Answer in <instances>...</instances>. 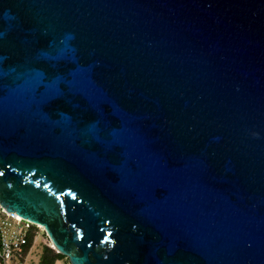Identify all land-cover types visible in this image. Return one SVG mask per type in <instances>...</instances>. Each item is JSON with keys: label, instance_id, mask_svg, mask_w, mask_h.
Returning <instances> with one entry per match:
<instances>
[{"label": "water", "instance_id": "obj_1", "mask_svg": "<svg viewBox=\"0 0 264 264\" xmlns=\"http://www.w3.org/2000/svg\"><path fill=\"white\" fill-rule=\"evenodd\" d=\"M0 205L71 264H264V0H0Z\"/></svg>", "mask_w": 264, "mask_h": 264}, {"label": "built area", "instance_id": "obj_2", "mask_svg": "<svg viewBox=\"0 0 264 264\" xmlns=\"http://www.w3.org/2000/svg\"><path fill=\"white\" fill-rule=\"evenodd\" d=\"M52 244L43 226L0 205V264H44V248L60 254ZM50 264L71 262L64 256Z\"/></svg>", "mask_w": 264, "mask_h": 264}, {"label": "trees", "instance_id": "obj_3", "mask_svg": "<svg viewBox=\"0 0 264 264\" xmlns=\"http://www.w3.org/2000/svg\"><path fill=\"white\" fill-rule=\"evenodd\" d=\"M64 256L61 254H56L53 250L49 248H44V257H43V263L44 264H50L54 262L58 258H63Z\"/></svg>", "mask_w": 264, "mask_h": 264}, {"label": "rangeland", "instance_id": "obj_4", "mask_svg": "<svg viewBox=\"0 0 264 264\" xmlns=\"http://www.w3.org/2000/svg\"><path fill=\"white\" fill-rule=\"evenodd\" d=\"M41 249H42V246H39V247H38V250L41 251Z\"/></svg>", "mask_w": 264, "mask_h": 264}, {"label": "bare ground", "instance_id": "obj_5", "mask_svg": "<svg viewBox=\"0 0 264 264\" xmlns=\"http://www.w3.org/2000/svg\"><path fill=\"white\" fill-rule=\"evenodd\" d=\"M52 245H53V247H55L54 244H52Z\"/></svg>", "mask_w": 264, "mask_h": 264}]
</instances>
